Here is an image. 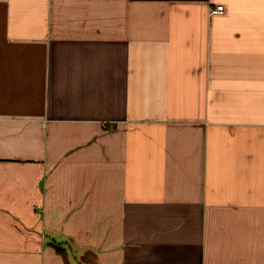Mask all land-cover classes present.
<instances>
[{"label": "crops", "instance_id": "obj_1", "mask_svg": "<svg viewBox=\"0 0 264 264\" xmlns=\"http://www.w3.org/2000/svg\"><path fill=\"white\" fill-rule=\"evenodd\" d=\"M0 264H264V0H0Z\"/></svg>", "mask_w": 264, "mask_h": 264}, {"label": "built area", "instance_id": "obj_2", "mask_svg": "<svg viewBox=\"0 0 264 264\" xmlns=\"http://www.w3.org/2000/svg\"><path fill=\"white\" fill-rule=\"evenodd\" d=\"M224 6L223 5H218V6H215V7H212L210 9L211 12H223L224 11Z\"/></svg>", "mask_w": 264, "mask_h": 264}, {"label": "trees", "instance_id": "obj_3", "mask_svg": "<svg viewBox=\"0 0 264 264\" xmlns=\"http://www.w3.org/2000/svg\"><path fill=\"white\" fill-rule=\"evenodd\" d=\"M56 247H57L59 250H61V248H60L58 245H57Z\"/></svg>", "mask_w": 264, "mask_h": 264}]
</instances>
